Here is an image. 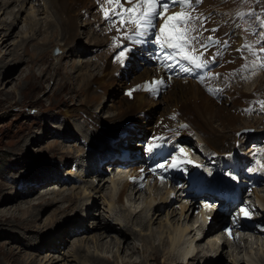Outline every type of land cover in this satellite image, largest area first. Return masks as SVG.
I'll return each instance as SVG.
<instances>
[{
	"label": "rangeland",
	"instance_id": "rangeland-1",
	"mask_svg": "<svg viewBox=\"0 0 264 264\" xmlns=\"http://www.w3.org/2000/svg\"><path fill=\"white\" fill-rule=\"evenodd\" d=\"M46 1L48 0L25 4L23 7L24 12L21 11L17 19L14 17L8 19L5 11L13 9L18 11L20 4H13L9 9H6L8 6L0 7V9L3 8L0 10V67L11 63V66L9 64L8 68L6 67L7 69H0V188L2 189V185L4 187L2 189L3 192H0V210L9 214L13 213L14 217L17 216L16 218L21 219V221L12 223V226L0 223V264H13L12 260L6 257L5 253L7 252L19 254L21 259L25 260L36 258V261H42L43 264L49 259H51L50 264H90L83 258V255L87 251H89V254L95 252L93 237L95 234H98L96 228L103 221L112 225L111 227L121 234L128 235L127 239L130 245H125V248L123 247L124 251H129L127 249L134 245L137 249L129 257L121 251L118 253V259L113 258L112 252L105 254L97 252L100 258L103 257L102 259H105V263L107 264H133L134 262L138 264H164L165 258L170 257L172 259L174 258L173 255L180 257L179 253L175 252L176 250H172L165 243L163 245L160 243L162 225L159 226V223L165 224V228L169 230H171L170 228H175V225H178L176 227L178 228L177 230L180 228L181 230H186L187 228L189 231L188 234L184 233V237L186 239V236H188L187 239L189 238V240L193 239L197 230L201 232L202 230L206 231L207 227L200 222L199 226L197 225L199 229L195 230L194 221L196 212L192 201L187 203L189 207L183 210L182 218L181 209L186 204L182 205L177 201L175 204L172 203L171 207L161 212L157 223L152 228H149L151 226L149 223V219L152 216L151 210L153 208L161 210L158 203L162 198L161 196L166 195L164 189L158 187L156 189H153L154 187L149 188V192L144 191L140 193L142 195L137 204H135V197L130 195L124 198V205L117 203L119 195L123 193V185L125 183L121 181L118 185L119 188L114 189L112 180L113 178L116 181L122 180L128 175H118L121 170L117 171L118 173L112 170L111 165L114 164L111 162L106 163L101 169L102 171L96 170L97 167L93 164L94 160L99 156L112 159L114 157L112 154H117L112 148L118 152L121 150V153H123L125 150L121 149V141L126 140L127 134L125 132L128 128L138 123L130 121L131 119L124 121V123L122 122L121 125L111 121L113 118L118 117L117 112L120 109L123 111L126 109L122 101L124 100L123 92L127 87L122 85L124 84L122 77L120 80L113 81L108 86L93 87L92 83L95 82V78H98L96 73L102 76L103 65L106 63L103 62L105 55L108 51L110 52L109 49L114 45L109 35L104 32L106 26L102 25L101 21L96 24V29L94 27L95 22L100 19L94 0H91L94 5H92L88 14L84 9L79 12V15L82 16V18L78 19L79 35L71 48L65 46L64 35L61 33L59 23L54 16V11ZM219 1V3L214 5H207L206 0H204V3L197 11L206 13L207 7L208 13L214 12L211 17L207 18V26L211 27L219 24L221 25L220 29H223V15L216 8L227 3H234L237 11L238 0ZM238 6L240 11L255 9L257 16H264V0H250V3H239ZM89 21L93 22L92 27L95 36L92 34V27H87ZM223 21L228 22V27H231L229 22H234L236 31L243 41L244 38L241 33L245 36L244 43H253L256 46L261 45V40H257L254 33V29L258 27L257 21L247 16L244 18L237 17V20L230 17L229 21L227 17ZM239 25L241 26V33L238 28ZM8 26H12L13 30L11 32L10 30H6L9 28ZM26 29H29V31ZM9 34L11 36H8ZM97 37L106 40V49L102 48L103 50L101 51L94 44H89L90 41ZM30 39H33V41ZM6 44L9 46L7 45L8 47H6ZM79 45L83 46L80 47ZM75 46L77 47V51L74 50ZM250 46L252 45L250 44ZM80 50H84V52L79 53ZM13 51H18L21 56H24V59L13 61V55L10 54ZM56 53L58 54L56 55ZM247 54L248 58L251 59L253 53L248 51ZM259 55L261 56L260 52ZM97 56L100 59L102 58V61ZM86 62L96 69V73H92L93 76L86 77V80L83 81L82 76L83 78L84 75L87 76L84 67ZM137 62L134 67H131L132 73L125 74L126 81L132 77V74L137 73L135 71ZM248 64V68H251L255 63L250 62ZM256 64L260 66L259 63ZM140 65H143V63L140 62ZM60 66H62V69H65L64 72L66 74L61 76L60 72V76H57L56 70ZM244 73H246V70ZM244 73L241 74L243 75ZM34 74L38 78L33 80L35 82L29 79ZM68 75L72 76L73 84L76 87L71 86L72 89L68 87L62 90L60 84H63V80ZM40 77L47 79L42 83L41 80L43 78ZM88 78L92 79L88 80ZM235 80L238 81L239 86L236 85ZM235 80L229 89L233 88V90L236 89L238 91L240 89V92L248 99L251 97L248 103H252V100L254 103L249 107L250 111L247 110L246 113H243V109L240 110L241 112L231 110L232 113L234 112L233 114L237 112L236 114L240 113L241 115L234 124L236 131L233 130V132L225 134L235 136L236 142L233 144L232 152L234 151V155L236 157L239 156L240 160L242 158L237 151L244 150L251 156L259 154L261 160L264 162V108L260 107V102L264 101V76L260 73L256 77L253 72H248L245 81H242L241 78ZM191 81L195 82L193 79ZM69 82L71 83L70 80ZM177 83L181 88V94L194 90V88L188 87L190 85L193 86V83L185 84L181 81H177ZM167 88L171 89L170 85L163 84L161 89ZM89 91H93L99 95L98 105L90 106L86 104L85 97L90 93ZM164 95L161 98H156L158 104L153 103L152 107L150 106L149 121H154L159 118V115H162ZM202 95L204 96L202 109L207 108L206 103H208L210 108L217 111L225 107L229 109V105H226L225 102H218L205 93ZM168 96L166 95V98ZM128 99L131 101V97ZM146 101L147 103H151L150 97H146ZM222 105L224 106L221 107ZM117 107L121 108L116 111ZM69 111H72L74 115L68 117L66 113L68 114ZM91 113L92 115L90 116ZM86 117L91 118L97 123L94 126H89ZM210 117V115L206 114L205 116H201V119L210 120ZM213 125H218V123H213ZM143 127L145 131H149L147 130L149 129V125L146 122ZM125 142L129 144V148L133 146L129 143V139ZM135 151L138 152V149ZM139 152H141V155L146 153L142 149ZM61 155H66L67 157L65 156L61 159ZM16 158L18 159L16 160ZM161 158L162 156L159 155V160ZM251 161L248 156L244 157L241 163L236 160L239 168H248ZM156 165L151 164V166ZM87 166L90 167V172L86 173ZM177 171L181 172V170ZM93 172L97 174H91ZM85 173L89 176H84ZM262 175L264 176V174ZM27 179L28 182H25ZM91 182L98 188L97 191L91 188ZM174 186H176L175 182L173 186L169 187L172 188ZM31 189H33V192H31ZM172 189L174 190V188ZM29 193L32 194L27 196V199L28 197L32 199H28V201H31L28 203L25 199L21 198V195ZM70 196H72V204L71 201L68 202ZM117 196L118 198H116ZM152 196L157 198L155 202L151 203L155 207H151L150 204L146 203V199L150 201L149 199ZM253 196L256 202L257 196L261 200L264 199V186L259 190H254ZM41 197H45L44 200L48 203L53 200L57 202L41 209ZM10 198H14L13 202H5L6 199ZM258 204L264 211V202L262 201V203ZM70 205L72 208H69ZM165 206L167 207V204ZM17 207L26 209L28 214L24 215V209L22 210ZM64 207L66 209H61ZM56 208H60L61 211L59 213L55 212ZM196 209L199 210L198 214H200L204 208ZM39 211L40 213H38ZM136 211L141 213L137 215L139 212ZM77 212H79V215ZM169 213L170 215L167 216ZM136 215L145 218L143 224L147 223V225L144 227L140 226L141 220L139 219L138 222L134 218ZM115 216L122 221H114ZM220 216L217 215L215 217V223L211 227V230L219 225L223 219V215ZM147 217L148 219H146ZM168 217L172 225H174L173 227L165 223ZM34 218L37 219V222L34 221ZM160 219H162V222H160ZM23 222H32L34 227L26 229L23 227L25 226V224H22ZM76 224H81L82 227L78 228ZM200 224L203 229L200 228ZM127 225L128 227L133 225V229L136 232L135 236L130 235L126 231ZM12 229L13 231H11ZM217 231L218 228L214 235L216 236L215 238H219V243L213 240L210 242L209 239H205V241L201 240L202 242L197 241L193 244L194 246L199 245L196 249L197 251L194 252H197L196 254L200 252L198 257L195 258L193 256V260L191 258L183 260L182 258L184 257H180L176 258L175 262H167V264H264V237L247 234L246 236L249 238H247V242L242 240L234 244L229 242V247L225 246L224 248L225 238L219 235ZM59 232H62L61 239L53 244L52 239H54V236H57L58 239ZM108 234H116V232L113 230ZM152 234L154 235L151 237V245L159 246V252L162 256V261L159 263L151 260V246L145 245L146 239L152 236ZM166 237L167 234H164L162 237L163 241L161 242H167L168 239ZM44 245L46 248H44ZM78 249L80 250L79 252L77 251ZM205 258L207 259L205 260Z\"/></svg>",
	"mask_w": 264,
	"mask_h": 264
},
{
	"label": "bare ground",
	"instance_id": "bare-ground-1",
	"mask_svg": "<svg viewBox=\"0 0 264 264\" xmlns=\"http://www.w3.org/2000/svg\"><path fill=\"white\" fill-rule=\"evenodd\" d=\"M35 1H40V0H0V7L8 6V8H6V9H9V7L11 5H13V4H16V5L20 4V7H19L18 11L15 10V9L8 10V11L6 9H4V10H6L5 13L8 16V19H11L12 17L17 19L19 17V15L21 14L20 12L21 11L24 12L23 7L25 6V4L33 3ZM41 1H45V0H41ZM46 2H47V4L48 3L50 4L49 7L54 11V16H55L56 20L59 23V26H60V29H61V33H62V35H64L63 36V40L66 43L65 46L67 48H71L75 44L76 39L78 38V35H79L78 19L82 18V16L79 15V12L82 9H84L85 12H87V14H88V12H90V9H91L92 5H94V3H92L91 0H48ZM219 2H220L219 0H206V4L207 5H210V4L214 5V4L219 3ZM203 3H204V1H203ZM2 9H0V10H2ZM109 9H111V8H109ZM216 10L223 15L222 22L224 23L223 20H225V18L229 17L230 14H235L236 7H235L234 3H227L226 5L218 6L216 8ZM205 12L208 13L207 7H206ZM6 22H8V21H6ZM229 23L231 24V27H228L227 24H223V29H219L217 32L214 33V35L216 37H218L220 39V41L223 42V44L224 43H228L230 45L229 48L225 50V57H224V59H223V61L221 63L222 66H220L218 71H217V72L220 73V77L224 81L225 80H230L231 79V74H233L234 72H238L236 74V76H235V79H237L236 78L237 75H240L241 73H244L246 68H248V65H249L248 64V58L246 57V50L243 51V52H237L236 51V49H245L244 48L245 47L244 46L245 43L241 39V37L238 35L234 22H229ZM92 25H93V22L89 21L87 27H92ZM31 26H32V24H31ZM118 27H119V25H118ZM232 29H234V31H233L232 35L229 37V32ZM6 30L7 31L10 30V32H11L13 30V28H12V26H10ZM26 30L29 31V29H26ZM92 30H93V27H92ZM92 34L95 36L94 30L92 31ZM110 35L112 37V40L114 41V37L117 36V31L112 30L110 32ZM8 36H11V35L9 34ZM154 36H155L154 30H150L149 35L146 37L147 41L145 43L138 44V43H135L134 40H126V41H124V43L132 44L137 50V52H135L133 54H136L138 57L144 56V57H147V59H152L151 58L152 57V52H154L156 49H159L158 45L154 43ZM31 41H33V39ZM105 42H106V40L104 38L101 39L100 37H97V38H94L92 41H90L89 44H94L95 47L98 48V50L102 51L103 49H106L107 45L105 44ZM119 42L121 43V38H120ZM113 43H115V42H113ZM7 45L8 44H6V47L9 46V45L8 46ZM79 46L82 47L83 45H79ZM76 49H77V47L75 46L74 50L77 51ZM91 51H92V49H91ZM146 51H148V52H146ZM83 52H84V50H80L79 51V53H83ZM159 52H160V49H159ZM10 54L13 55V61H21V60L24 59V56H21V54L18 51H13ZM103 54H105V53H103ZM158 55H159V53L156 56H158ZM25 56H26V54H25ZM242 56L244 57V59L241 58ZM97 57L99 58V56H97ZM99 60L102 61V58L101 59L99 58ZM103 62L104 63L106 62V63L103 65L102 76H100L101 74L100 75L97 74L96 73V69H94L93 66H91L90 64H88V62H86L84 67H85V73H87V76L84 75V78L82 76V80L84 81V80H86V77L93 76L92 73L93 74L96 73V75H98V78H95V82H93L92 84H93V87L94 86L98 87V86H104V85L108 86V85L112 84L113 81L120 80L121 77H122L123 78V82H124V84H122V85H124V87L128 88V86L131 87L134 84L142 82V81H145L146 79H149L152 76L153 69L147 68V70L143 71L142 73H134V74H132V77L128 81H126V75L125 74H129L131 72V67H134L135 63L137 62L136 59L131 61V67L128 70L120 69L115 64V59L113 57H109V55L107 53H106V55L104 57ZM184 63L187 66V62H184ZM9 64L11 66V63H8L5 66L0 67V69L1 68H6ZM245 65H247V67H245ZM238 69H240V70L236 71ZM64 70L65 69H62V66H60L56 70V75L60 76V72H61V76L63 74H66L64 72ZM32 73H34V72H32ZM193 73H198V71L196 70ZM186 75H187L186 79H188V80H185V82L193 83L194 84L193 86L190 85L188 87L189 88H194V90L192 92H189L187 90L188 93H184V94L182 93L181 94L180 93L181 88L178 85L177 81L173 82L171 85L169 84L171 89H170V91L168 93H164L165 95L163 96V98H164V100H163L164 108L162 110V115L158 114L159 118H157L154 121H149L148 120L149 113H151L150 112V106L152 107L153 103L154 104H156V103L158 104L156 98L157 99L161 98L160 96H158L157 94H153V93H140V92L136 93V94H132L131 96H129V95H126V97L124 96V100L122 102H123V105L126 107V109L123 111V110L120 109L121 107H117L116 111H118L120 109L117 112L118 117L115 118V119L113 118L111 121L113 123L115 122V123H118V124L121 125L122 122L124 123V121H127V120L131 119L130 121L138 122V123L136 125H133L132 127L128 128V130L125 132V134H127L126 135V140L129 139V143L131 145H133V146H131V148H129V144L125 142L126 140L121 141L122 142L121 145L123 146L121 149L127 150V152H128V154H125L124 152L121 153V150H119L118 155L122 159H124V160H126L128 162H131L134 159L133 155L139 153V151L141 150V149L137 148L138 144L139 143L141 144L142 142H144L145 147L142 150L144 152L146 151V153L148 154V157L151 160V164H155L156 165L158 161L160 162L164 158L163 150H161V151L156 150L155 148L151 147V142L150 141L146 142V140H148L150 138V135H151V137H153L155 134L156 135L157 134H161L162 132L166 131L170 126H174V124H173V122H172V120H171V118L169 116L172 115V114H175V113H179L180 114V116L178 117L180 122H187V123H189L191 125L190 129L187 128V129L183 130V134L184 135H190L191 129L193 128L198 133V135L201 137L202 141H204V143L207 146V148L212 150L214 153L215 152L216 153L223 152V153L227 154V153H231L232 152V149L234 147L233 144H234V142H236L235 136L234 135L233 136H229L230 134L226 135L225 133L233 132V130H235L234 124H235L236 120L241 115L240 113L236 114L237 112H241L240 111L241 109H243V111H244L243 113L247 112L248 107H249V103H250V102L248 103V98L242 92H240V89L238 91L236 89L233 90V88L232 89L223 88L222 86H225V84H221V83H218L216 81H213L214 85L219 88L218 92H220L221 100L223 102H225L226 105L227 104L229 105V109L228 108L226 109V107H225V108L217 111V110H214V109L210 108L208 103H206L207 108L205 107L204 109H202V101L204 100V96L202 94L206 92L205 86L203 84L191 81V79H190V75L191 74H186ZM43 77H40V78H43ZM29 79L33 81L34 79H38V78H37L36 74H34V76H31V78H29ZM45 79H47V78H43L42 80L41 79L40 80H41L42 83H44ZM90 79H92V78H88V80H90ZM64 80H63V84H60V86L62 87V90L66 89L68 87H71V86L72 87H76L73 84V80H72V76L71 75H68V77L66 79H64ZM69 80L71 81V83L69 82ZM235 81H236V85L239 86L238 81L237 80H235ZM33 82H35V81H33ZM128 83H131V84L128 85ZM72 87H71V89H72ZM161 88H162V85H158L156 93ZM89 92L90 93L85 97L86 104H88L90 106L98 105V101H99V98H100L99 95L97 93L93 92V91H89ZM166 95H169V96L166 98ZM0 96H1V94H0ZM129 97H131V101H129V99H128ZM146 97H150L151 103H149V102L147 103ZM205 101L208 102L209 100H205ZM163 102H161V103H163ZM211 106H213V105L211 104ZM223 106L224 105H222L221 107H223ZM231 110H235L237 112L235 114H233L234 112L232 113ZM114 112H115V110H114ZM204 113H206V114L211 116L210 120H204V119L202 120L201 119V116H205L206 115ZM66 115L68 117H70V116H73L74 114L72 113V111H69L68 114L66 113ZM91 115H92V113L90 114V116ZM134 116H135V118L133 119ZM89 117H86L87 121H88V125L89 126H94L97 122L92 120ZM145 122H146V124L149 125V129H147L149 131H145V128L143 127ZM213 123H218V125H213ZM137 130H139V131L137 132ZM133 136H135V137H133ZM147 136H149V137H147ZM133 138H135V140H133ZM133 142H135V143H133ZM133 148H135V149L133 150ZM137 149H138V152L135 151ZM172 149H173V147H172ZM170 153H172V152H170ZM170 153H168V154H170ZM232 154H233L234 157L231 158L230 161L224 160V161L221 162L220 166L222 168L218 170V172L220 174L226 168H227V170L230 168L229 169L230 171L234 168L230 173L238 171V168H239V164H237L238 161L236 162V160H235L236 156L234 155V153H232ZM159 155L162 156V158L160 160H159ZM65 156L66 155H61V159L64 158ZM17 159L18 158H16V160ZM106 159H108V158H104V157H100L99 156V157H97L94 160L93 164H94V166L97 167L96 170H99L101 168V165H102L103 161L106 160ZM110 162H111V159H109L108 163H110ZM115 164H118V163H115ZM131 166L134 167L135 165L133 164ZM228 166H231V167L228 168ZM86 169H87L85 171L86 173L90 172V167L87 166ZM129 170H131V169H129ZM128 172L129 171H127V170L126 171L125 170L124 171L121 170L120 173H118V175H128L129 174ZM206 172H208V169H207ZM86 173H85L84 176H89ZM143 173L146 174L147 170H144ZM259 174L261 175V177L263 176L262 175L263 174L262 171H260ZM149 177L154 179V180H156L155 182H158V178L153 177V176H149ZM121 181H123V183H125V185H123L124 186V190L122 188V190H123L122 192L123 193L121 195H119V198H118V196L116 197V198H118V202L117 203H120V204L122 203L124 205V202H123L124 198L127 197V195H130L132 197L133 196L135 197V200H136L135 204H137V202L140 200L141 195H142L140 193H142V192L135 190L133 185H131L126 180L122 179V180L116 181L113 178L112 183H113L114 189H118L119 188L118 185H119V183ZM207 181L208 180L203 179L204 183H206ZM25 182H28V179L25 180ZM123 183H121V184H123ZM173 183L174 182H171L172 186H173ZM90 185H91V188L93 190L97 191L98 188L95 187L93 182H91ZM1 187H2V189L4 188L3 185ZM167 187L169 188L168 185H167ZM156 188H157V186H155L153 189H156ZM2 189L0 188V192H3ZM35 190L37 191V189H35ZM174 191H175V189L173 190V192ZM31 192H33V189H31ZM169 192L172 193L170 190H169ZM31 194L32 193H29V194H26V195L22 194L21 198L25 199L26 202L29 203L31 201H28V199H32V198L28 197V199H27V196H30ZM34 196H33V198H34ZM137 197H139V198H137ZM161 197L162 198H161V200L159 199L160 202L158 203V205L161 208V210L157 209V208L156 209H154V208L152 209L151 208L152 209L151 210L152 216L149 219V223L151 225L150 227L148 226L149 228H152L153 225L155 223H157V220H159V216H161L160 213L163 212L164 210H166V208L168 209L169 207H171L170 205L173 203V200H174V196L173 195H170L169 193L168 194L166 193V195H163ZM13 199L14 198L6 199L5 202H11V201L13 202ZM40 199L42 200L40 202L41 209L43 207H46V206L47 207L51 206V205H53V204H55L57 202V201L53 200L52 202L48 203V202H46L44 200L45 197H41ZM156 199L157 198H154L152 196L149 199L150 201H148V199H146V203H148V205L150 204V206L152 207L153 205L151 203L155 202ZM70 201H71V204H72V202H73L72 201V196H70L69 199H68V202H70ZM129 201H131V200H129ZM262 201L264 202V199L261 200L257 196V202L258 203H262ZM1 202H3V201H1ZM165 204H167V207L165 206ZM40 206H39V208H40ZM66 207L61 208V209L64 210V209H66ZM153 207H155V206H153ZM187 207H189V204H186L184 207H182V209H181V218L183 217V210L187 209ZM17 208H19V207H17ZM69 208H72V206L70 205ZM138 208H140V207H138ZM19 209L23 210L24 208L20 207ZM61 209L60 208H56L55 212L59 213L61 211ZM26 211L27 210L24 209V215L28 214V212H26ZM78 211H79V209H78ZM139 211H141V210L139 209ZM139 211H136V212H139ZM38 213H40V211ZM38 213H37V215H38ZM77 213L79 215V212H77ZM140 213L141 212H139L137 215H139ZM205 214H208L207 210H205V209H203V212H200V214H198L199 217L202 218V220H203L202 223L205 226H206V223H209L210 220L213 221V223H215L214 222L215 217L217 215H221L220 213H216V215H214L213 218H211L209 220V219H207L208 218L207 216H204ZM137 215L134 218L137 219L138 222H139V219L141 220L140 226H143V227L146 226L147 223L143 224V221L145 222V218H142L141 216H137ZM169 215H170V213L167 216H169ZM16 217H14L13 213L9 214V213H5L3 210H0V223H4V224H7L8 226H12V223L21 221V219L19 220ZM34 219H35L34 221L37 222V219L36 218H34ZM146 219H148V217ZM185 219L187 220V218H185ZM115 220L122 221L117 216H115L114 221ZM161 220L162 219H160V222H162ZM26 221H28V219H26ZM165 223L167 225H172V222L170 221L169 217L166 218ZM22 224L23 225L25 224V226H23V227L26 228V229L34 227L32 222H23ZM159 224H160L159 226L162 225V231L160 232L161 240H159L160 243L162 245L165 243L172 250H176L175 252H178L179 253L178 255L180 257H184V258H182L183 260L187 259V258H191L193 260L194 257L196 258V257H198L200 255L199 254L200 252L198 254H196L197 252L194 253L195 251H197L196 249L199 246V245H195V246L193 245L197 241L198 242L201 241V240L205 241V239L206 240L209 239L210 242L213 240V241H215L217 243H219V241H220L219 238H215L216 236L214 235V233H215V231L217 229V226L213 230H211V227L214 224H212V225L210 224L209 226H206L207 227L206 231L202 230V232H201V231L197 230L195 236L193 237V239H190V240H189V238L187 239L188 236H186V239L184 237L185 236L184 233L188 234L189 230L187 228H186V230H181V228L179 230H177L178 228H176V227H178V225H175V226L172 225V227L174 226L175 228H170L171 230H169V229L165 228V226H164L165 224L164 225L162 223H159ZM198 224H199V222H195V230L199 229L197 227ZM77 226H78V228L82 227L81 224H76V227ZM111 226L112 225H109L108 223H104V221H103V223L100 222L99 226L96 228V230L98 231L97 232L98 234H95L94 237H93L94 244H95V248H94L95 252L89 254V251H87V253L85 255H83V258L86 261H88L90 264H107V263H105V259H102L103 257L100 258V256L97 254V252L104 253V254L112 252V254L114 255V256L112 255L113 258L118 259V253H120L121 251H122V253L126 254L127 257L132 256L137 251L135 245L133 247L131 246L130 248H128L127 250H129V251H124L123 247L125 245L129 244L128 243V239H127L128 235L124 234L125 235L124 236L123 234H121L119 231L115 230V228H113ZM126 227H127L126 231L130 235H132V236L136 235V232L133 229V225H131L129 227L127 225ZM200 228H202L201 224H200ZM113 230L116 232V234H108L110 231H113ZM11 231H13V229ZM150 233H151V231H150ZM164 234H167V237H166L168 239L167 242H161V241H163L162 237L164 236ZM209 234H211V236H209ZM153 235L154 234H152V236H150V237H148L146 239L145 245L149 246V247L151 246V252H150L151 253V255H150L151 256V260L159 263V262L162 261L161 260L162 256L160 255V252H159V246L151 245V237H153ZM58 236H59L58 239H57V236H54V239H52L53 244L57 243V241L61 239L62 232H59ZM222 237H224V236H222ZM222 237H220V238H222ZM247 238L248 237L245 235L241 240L247 242ZM64 242H65V240H64ZM229 245H230L229 241L225 240L224 248H225V246L229 247ZM44 248H46L45 245H44ZM77 251L79 252L80 250L78 249ZM5 255H6V257L8 259L12 260L13 264H43L42 261H39V260L36 261V258L35 259H29V260H25L23 258L21 259V256L19 254H15L13 252H7V253H5ZM173 257L174 258H172V259L170 257L167 258V259L165 258L166 261L164 260V262H165L164 264H167V262L173 263V262L176 261V258H180V257L174 256V255H173ZM206 259L207 258H205V260ZM50 263H51V259H49L46 262H44V264H50ZM133 264H138V263L134 262Z\"/></svg>",
	"mask_w": 264,
	"mask_h": 264
},
{
	"label": "snow or ice",
	"instance_id": "snow-or-ice-1",
	"mask_svg": "<svg viewBox=\"0 0 264 264\" xmlns=\"http://www.w3.org/2000/svg\"><path fill=\"white\" fill-rule=\"evenodd\" d=\"M109 5L116 7L104 10L106 19L112 18V25L118 32H121V50L117 59L123 62L127 57L125 49L126 40H134L135 43H145L144 37L149 35L150 30H154V43L158 45L161 52V60L167 71H178L185 74H191L196 70L207 69L211 73V65L218 64L219 55L218 45L223 43L214 35L218 29L208 28L205 17L202 13H197L196 6L202 3V0H107ZM240 4H248L250 0H238ZM130 5L125 7V5ZM179 7V11L174 9ZM118 9V10H117ZM236 15L240 18L245 16L258 22L261 32L255 33L261 35L264 32V16H257L255 9L248 11H238ZM208 33V35H204ZM140 37L141 39H135ZM248 46H245L247 49ZM245 49H236L237 52H243ZM131 49H128L130 51ZM260 53H264V39L261 40ZM258 59H264V56L253 52ZM244 59V57H241ZM184 62H187V66ZM222 66V65H221ZM247 67V65H245ZM254 74V73H253ZM220 74L208 75L206 79H218ZM201 80V83H204ZM157 85H163L164 80L158 79L154 82ZM155 91L156 89H152ZM212 91V89H209ZM129 96L132 95L130 91ZM260 107L264 108V101L260 102ZM175 119V117H173ZM183 127H187L184 125ZM181 156H172L170 160H165L156 165L150 171L156 175L161 184L166 182V177L162 173H167L170 169H178L187 172V168L182 165H190L194 162L188 158V154L183 148L179 149ZM183 157V158H181ZM197 167H199L197 165ZM264 167V165H262ZM144 170L141 169V172ZM232 180L238 179L231 173H226ZM135 182L138 178H132ZM144 188V184H139ZM251 195V192L248 193ZM202 207L211 211L213 205L203 203ZM254 210L250 208L247 202L241 205L236 213L237 219H251ZM207 219H211L208 217ZM226 233L229 239H233V229L227 228ZM238 238V237H237Z\"/></svg>",
	"mask_w": 264,
	"mask_h": 264
},
{
	"label": "water",
	"instance_id": "water-1",
	"mask_svg": "<svg viewBox=\"0 0 264 264\" xmlns=\"http://www.w3.org/2000/svg\"><path fill=\"white\" fill-rule=\"evenodd\" d=\"M226 225H227V224H226ZM226 225H225V226H226Z\"/></svg>",
	"mask_w": 264,
	"mask_h": 264
}]
</instances>
